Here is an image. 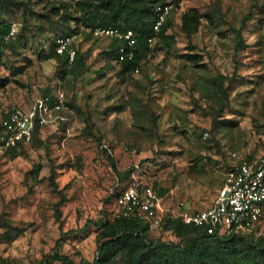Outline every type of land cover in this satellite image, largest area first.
Returning a JSON list of instances; mask_svg holds the SVG:
<instances>
[{"label": "rangeland", "instance_id": "obj_1", "mask_svg": "<svg viewBox=\"0 0 264 264\" xmlns=\"http://www.w3.org/2000/svg\"><path fill=\"white\" fill-rule=\"evenodd\" d=\"M18 1L8 17L13 44L0 56L7 80L0 126L11 109H28L49 89L61 87L68 102L66 119L43 127L16 158L0 154V264H42L57 250L93 261L96 223L118 211L127 182L120 172L133 165L167 190L166 204L183 199L203 209L222 186L224 161L264 152V0H172L171 45L157 38L133 71L108 56L111 38L76 23V0ZM191 7L214 22L205 17L188 36L182 14ZM77 26L73 45L84 62L63 73L41 53ZM238 30L244 44L236 50ZM186 52L202 55L206 66ZM218 75L228 77L222 101L212 82ZM167 234L178 240L162 228L150 237Z\"/></svg>", "mask_w": 264, "mask_h": 264}, {"label": "trees", "instance_id": "obj_2", "mask_svg": "<svg viewBox=\"0 0 264 264\" xmlns=\"http://www.w3.org/2000/svg\"><path fill=\"white\" fill-rule=\"evenodd\" d=\"M165 2L173 3L172 0H100L98 2L76 0L75 6L78 11H81V15L75 17V20L79 25L84 24L89 28L99 25L125 26L138 31L139 39L135 47L136 55L132 60L121 62L117 60L119 42L116 39L111 38L107 51L108 56H112V59L122 65L125 71H133L140 67L151 50L152 43L148 41L147 35L151 33L153 23L157 18V5ZM21 3L18 0H0V56L4 54L6 48L13 44L10 37L13 23L8 17ZM173 13L174 7L170 17L162 25L156 37V39L162 38L169 45H171V39L173 38L168 33V29L172 26ZM205 17L210 22H214V18L210 13H203L196 7L187 9L182 14V30L188 36H192L199 30ZM248 18L249 15H246L243 25L246 24ZM78 28V26L73 27L65 34H75L78 32ZM237 38L236 50L244 44L240 30H238ZM56 46L57 42L50 51H42L41 55L45 59H55L62 68L63 73H73L75 71L73 68L84 62V55L80 51H77L75 60L70 61L67 53L60 54L56 51ZM181 56L195 65L206 66L205 62L200 63V61H203V57L199 53L186 52ZM226 79L228 77L225 75L212 77L214 90H216V95L218 94L221 97V101L225 94L224 82ZM6 82L5 78L0 77V88L4 87ZM58 89L62 88L58 87ZM54 92V90L49 89L42 95L53 94ZM67 102L68 97L66 99V109ZM42 129V126L36 125L33 138L29 143H20L3 154H10L12 158H16L25 145L33 143ZM109 151L111 152V149ZM254 158L256 157L248 159ZM134 169L135 165L120 172L121 180H127ZM152 185L160 196L167 192L166 189L159 188L156 183H152ZM193 210H199V208ZM96 224L98 226V250L93 261L78 262L70 255L57 250L46 256L42 264H51L53 261H60L61 264H264L263 234L260 236L245 232H234L225 235L211 234L207 233L204 227L187 224L181 218H172L167 215L163 218L162 229L164 232L176 236L178 240H173L169 234L152 239L149 224L136 217L126 218L116 215L109 217L103 215Z\"/></svg>", "mask_w": 264, "mask_h": 264}, {"label": "built area", "instance_id": "obj_3", "mask_svg": "<svg viewBox=\"0 0 264 264\" xmlns=\"http://www.w3.org/2000/svg\"><path fill=\"white\" fill-rule=\"evenodd\" d=\"M173 3H160L156 7L157 18L152 31L147 35L153 43L168 20ZM94 36L118 40L117 60L119 62L135 58V47L139 32L131 27L96 26L91 28ZM75 34L58 37L56 51L67 53L74 61L77 50L73 45ZM67 95L63 89L53 94L38 97L32 105L13 108L0 127V154L20 143H29L36 125L45 127L65 120ZM226 167L222 186L214 202L199 210L188 207L185 200L166 204L150 182H145L136 174L135 168L118 195V217L139 218L147 222L151 231L162 228L164 216L181 218L187 224L204 227L207 233L230 234L234 232L263 234L261 224L264 219V152L254 159L224 161Z\"/></svg>", "mask_w": 264, "mask_h": 264}]
</instances>
